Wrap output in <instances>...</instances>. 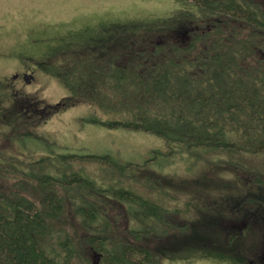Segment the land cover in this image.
I'll list each match as a JSON object with an SVG mask.
<instances>
[{"label": "trees", "instance_id": "obj_1", "mask_svg": "<svg viewBox=\"0 0 264 264\" xmlns=\"http://www.w3.org/2000/svg\"><path fill=\"white\" fill-rule=\"evenodd\" d=\"M188 1L199 7V20H182L173 30L154 20L127 21L146 27L124 31L89 55L39 62L66 92L64 106L92 107L79 121L147 133L168 150L152 148L151 158L132 166L24 127L26 119L47 120L59 105L21 93L16 101L26 115L17 125L7 119L10 107L0 106V264H89L97 256L103 264H154L173 253V227L179 237L196 233L191 241L204 248L224 249L253 231L264 241V0ZM210 151L238 155L234 164L243 170L221 173L227 181L204 171L202 178L230 195L220 211L191 201L195 217L119 181L101 184L76 166L88 159L122 174L144 168L147 185L159 187L171 178L149 160L198 159ZM244 155L260 158L248 174ZM186 243L177 248L194 245Z\"/></svg>", "mask_w": 264, "mask_h": 264}, {"label": "rangeland", "instance_id": "obj_2", "mask_svg": "<svg viewBox=\"0 0 264 264\" xmlns=\"http://www.w3.org/2000/svg\"><path fill=\"white\" fill-rule=\"evenodd\" d=\"M200 12L199 7L188 0H0V106L10 107L7 115L9 124L17 125L21 118H25L23 114L26 113L16 100L23 96L21 93H27L35 99L42 98L43 102L59 105V109L45 121L26 119L24 127L55 137L61 143L98 154L111 152L121 156L123 161L132 162V166L151 158L154 154L152 148H160L162 152L168 150L161 139L147 133L109 130L79 121L78 118L87 115L92 107L81 101L64 106L66 92L56 77L39 68V62L57 61L64 57L74 59L78 54L89 55L92 48H99L106 40L111 41L112 37L124 31L146 27L140 22L125 24L127 21L154 20L158 24L155 26L173 30L182 20H199ZM244 156L248 160L241 163L247 166L243 172L248 174L250 167L257 165L260 158ZM169 157L171 161L164 164H161L162 155L148 161L151 169L157 168L171 178V183L161 180L157 183L159 187L147 185L146 173L149 171L145 172L144 168L137 173L136 168L131 171V166H127L122 174L109 165L88 159L77 161L76 166H82L101 184L119 181L166 207L179 210L182 216L191 217H195V203L220 211L225 206L227 195H230L222 192L207 177L202 178L205 172L208 178L209 174L218 173V176L225 177L223 181H227L228 175L221 173L237 175L243 170L234 164L239 161V156L233 154L229 157L225 151L203 152L198 159L187 154ZM198 176L201 178L197 179ZM171 185L173 188L169 187ZM176 232L179 230L173 227V253H167V258L157 257L154 264H239L242 260L240 252L248 263L249 258L254 259L264 249V241L254 231L241 234L224 249L217 248V245L214 249L204 248L200 241H191L198 236L196 233L179 237ZM216 236L221 240L226 237L219 231ZM186 239L194 244L193 247L187 249L182 246L184 249L179 250V243H186ZM204 250H213L211 254L214 257H205L206 260L197 258Z\"/></svg>", "mask_w": 264, "mask_h": 264}, {"label": "flooded vegetation", "instance_id": "obj_3", "mask_svg": "<svg viewBox=\"0 0 264 264\" xmlns=\"http://www.w3.org/2000/svg\"><path fill=\"white\" fill-rule=\"evenodd\" d=\"M212 251L213 250H206V251L204 250V252L202 254L197 256V258H201L202 260H206L207 258H205V257H214V255L211 254ZM216 251H218V250H216ZM239 256L242 258V260L239 262V264H264V260H263L264 259V249L262 250V253L260 255L255 256L254 259H251L252 257L249 258L248 263L244 259V256L241 254V252L239 253ZM242 261H245V262H242ZM98 263L99 264H103L101 262V258L99 256L96 257V259L94 261H92L91 263H89V264H98Z\"/></svg>", "mask_w": 264, "mask_h": 264}, {"label": "water", "instance_id": "obj_4", "mask_svg": "<svg viewBox=\"0 0 264 264\" xmlns=\"http://www.w3.org/2000/svg\"><path fill=\"white\" fill-rule=\"evenodd\" d=\"M98 257V256H97ZM99 264V263H98Z\"/></svg>", "mask_w": 264, "mask_h": 264}]
</instances>
